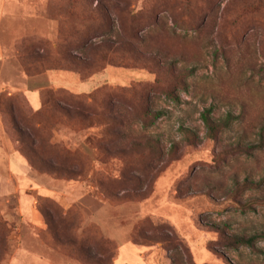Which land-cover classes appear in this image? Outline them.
Here are the masks:
<instances>
[{"label":"rangeland","instance_id":"obj_1","mask_svg":"<svg viewBox=\"0 0 264 264\" xmlns=\"http://www.w3.org/2000/svg\"><path fill=\"white\" fill-rule=\"evenodd\" d=\"M0 264H264V0H0Z\"/></svg>","mask_w":264,"mask_h":264},{"label":"trees","instance_id":"obj_2","mask_svg":"<svg viewBox=\"0 0 264 264\" xmlns=\"http://www.w3.org/2000/svg\"><path fill=\"white\" fill-rule=\"evenodd\" d=\"M210 114H211V110H210V108H207V109H204L199 114V117H200V120H201L204 128L206 129L208 135L213 137L215 131L219 127H223V126L227 125V123H228L227 120H228L229 115H226V117L220 121V120L213 119ZM261 181H258L257 185L260 184ZM245 183H246V181H245ZM253 237L254 236H249V237L234 236V241L237 244L249 245Z\"/></svg>","mask_w":264,"mask_h":264}]
</instances>
